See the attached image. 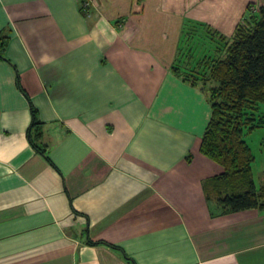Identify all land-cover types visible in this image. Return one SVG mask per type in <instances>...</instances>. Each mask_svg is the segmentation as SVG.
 <instances>
[{
	"label": "crops",
	"instance_id": "obj_1",
	"mask_svg": "<svg viewBox=\"0 0 264 264\" xmlns=\"http://www.w3.org/2000/svg\"><path fill=\"white\" fill-rule=\"evenodd\" d=\"M80 1L0 0V264H264V209L209 196L210 106L173 70L243 8Z\"/></svg>",
	"mask_w": 264,
	"mask_h": 264
},
{
	"label": "trees",
	"instance_id": "obj_2",
	"mask_svg": "<svg viewBox=\"0 0 264 264\" xmlns=\"http://www.w3.org/2000/svg\"><path fill=\"white\" fill-rule=\"evenodd\" d=\"M2 45L1 37L0 57ZM224 45L221 55L219 51L198 60L200 71L195 67L186 71L178 63L173 64V70L183 80L199 84L206 93L210 114L199 150L222 168L214 176V180L227 185L217 190L221 208L264 209V184L257 187L253 182L254 155L243 136L245 129L264 125V2L253 13L249 24L236 25ZM124 257L135 264L128 256Z\"/></svg>",
	"mask_w": 264,
	"mask_h": 264
},
{
	"label": "rangeland",
	"instance_id": "obj_3",
	"mask_svg": "<svg viewBox=\"0 0 264 264\" xmlns=\"http://www.w3.org/2000/svg\"><path fill=\"white\" fill-rule=\"evenodd\" d=\"M264 2V0H228L227 1V5H232L238 9L239 13L241 12L242 8V13H240L238 16V22L236 25H246L249 24V21H251L252 19V15L253 13H255L257 11V8L260 4H262ZM236 27V26H235ZM235 27L233 28L232 32L228 35L224 34V33H220L212 28L206 27L205 28V32L206 35L202 36V34H197L194 33V35L196 34V36H194V38L191 39L189 47H193V50L191 52V59L192 57L195 58V51L197 47L200 48H204L207 50L204 54H202V56H214L215 52L216 54L219 53L221 55L223 53L224 50V43L226 39H229L230 36L232 35ZM214 30V31H213ZM197 29H194V32H196ZM202 30L200 29V32ZM220 33V35L218 36V34ZM223 36L224 38L220 37ZM200 41V42H198ZM204 43V44H203ZM217 49L218 51H216L215 49ZM221 49V50H220ZM201 56V57H202ZM200 57V58H201ZM188 60L185 64V60L183 61V63H181V65L179 64L178 66L180 68H183L184 70L187 71V69L191 68V67H195V69H198L200 71V68H197V64H198V60L196 61V59H192V60ZM207 60V59H206ZM205 63V62H204ZM204 71V70H202ZM243 136L245 138V140L247 141V143L249 144L250 148H251V152L254 155V159L251 163V174H252V179L253 182L255 183V185L257 187H259L260 185L264 184V125L253 128L251 130H247L245 129L243 131ZM216 180H212L210 182V184L207 186V191L209 193V196L213 199H217L218 196V191L217 190H223L225 187H227V185L224 182H220V181H216Z\"/></svg>",
	"mask_w": 264,
	"mask_h": 264
},
{
	"label": "built area",
	"instance_id": "obj_4",
	"mask_svg": "<svg viewBox=\"0 0 264 264\" xmlns=\"http://www.w3.org/2000/svg\"><path fill=\"white\" fill-rule=\"evenodd\" d=\"M80 8L87 12L91 9V1L90 0H81L80 1Z\"/></svg>",
	"mask_w": 264,
	"mask_h": 264
}]
</instances>
